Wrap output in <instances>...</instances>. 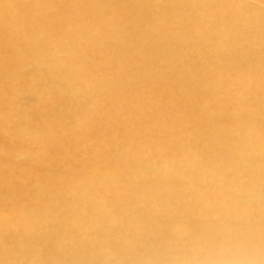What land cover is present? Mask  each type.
I'll return each instance as SVG.
<instances>
[{
  "label": "rangeland",
  "instance_id": "rangeland-1",
  "mask_svg": "<svg viewBox=\"0 0 264 264\" xmlns=\"http://www.w3.org/2000/svg\"><path fill=\"white\" fill-rule=\"evenodd\" d=\"M253 1L0 0V264H264Z\"/></svg>",
  "mask_w": 264,
  "mask_h": 264
},
{
  "label": "bare ground",
  "instance_id": "bare-ground-1",
  "mask_svg": "<svg viewBox=\"0 0 264 264\" xmlns=\"http://www.w3.org/2000/svg\"><path fill=\"white\" fill-rule=\"evenodd\" d=\"M7 1H9V0H7ZM203 2L205 3V5L208 8L220 9L219 13H223V14L231 13V14L237 15V16H244V17H246V19L249 18L248 23H249L251 17L256 16L257 8L255 7V3L253 0H203ZM1 13H2V11L0 9V14ZM13 20H14V11L11 10L10 12H6V14H4L2 18H0V29L3 28L5 24H7L8 22H11ZM255 23H256V19H255ZM97 33H98V27H96V28L94 27V35H96ZM10 43L11 42H9V44ZM209 81H210L209 78L205 76L203 79V82L197 86L200 89L201 97L203 99L207 100V102H209L211 98H219L222 103L225 102V99L223 98V96L220 94V92L218 90L213 91V92H209L207 90V84ZM250 86H253V81L250 82ZM215 114H218V115H215ZM215 114L213 115L214 117H220V114L218 111ZM211 127H212V125H211ZM222 131H223V129L218 130L217 133H221ZM245 146L248 150H250L248 158H249V164H251L253 162V160L259 156L258 155L259 153L257 154V153H255V151H262V153L264 152V133L258 132L257 129L255 127H253L251 132H250L249 138L247 139V141L245 143ZM71 147L74 150H76L78 148L76 144H72ZM72 168H73V164H71V166L68 170H72ZM249 173H252V170L249 169ZM254 173L256 175L258 173V175H259L261 173V171L254 172ZM106 183H108V182H104L103 184H106ZM51 188L53 190H51V196H49V197L52 198L55 196L57 188L55 186H52ZM40 192L43 194V195H41V196H43L41 198L44 199V197L47 193V190H40ZM40 192H39V195H40ZM5 217H7V216H5ZM256 246H257L256 247L257 250L260 247H262V251L264 252V244L263 243L261 245H258L256 243ZM98 254L100 255V260L97 262V264H121L119 262H115L112 260V252L100 251ZM245 254H246L247 258L251 262H253L254 264H263L262 260L259 257L252 258L250 252H246ZM105 256H108V258H104ZM75 262L79 263L76 258H75ZM237 263H239V261ZM79 264H81V263H79Z\"/></svg>",
  "mask_w": 264,
  "mask_h": 264
},
{
  "label": "clouds",
  "instance_id": "clouds-1",
  "mask_svg": "<svg viewBox=\"0 0 264 264\" xmlns=\"http://www.w3.org/2000/svg\"><path fill=\"white\" fill-rule=\"evenodd\" d=\"M221 264H231V262H229V261H224V262H221Z\"/></svg>",
  "mask_w": 264,
  "mask_h": 264
}]
</instances>
